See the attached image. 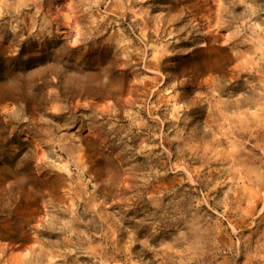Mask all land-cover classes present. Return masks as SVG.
Listing matches in <instances>:
<instances>
[{
  "label": "rangeland",
  "instance_id": "374dc122",
  "mask_svg": "<svg viewBox=\"0 0 264 264\" xmlns=\"http://www.w3.org/2000/svg\"><path fill=\"white\" fill-rule=\"evenodd\" d=\"M0 264H264V0H0Z\"/></svg>",
  "mask_w": 264,
  "mask_h": 264
}]
</instances>
